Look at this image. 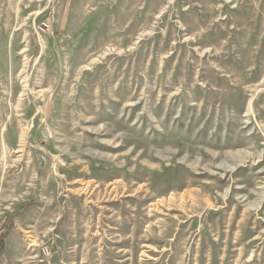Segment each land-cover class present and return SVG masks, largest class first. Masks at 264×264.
<instances>
[{"label": "rangeland", "instance_id": "rangeland-1", "mask_svg": "<svg viewBox=\"0 0 264 264\" xmlns=\"http://www.w3.org/2000/svg\"><path fill=\"white\" fill-rule=\"evenodd\" d=\"M0 264H264V0H0Z\"/></svg>", "mask_w": 264, "mask_h": 264}, {"label": "built area", "instance_id": "built-area-1", "mask_svg": "<svg viewBox=\"0 0 264 264\" xmlns=\"http://www.w3.org/2000/svg\"><path fill=\"white\" fill-rule=\"evenodd\" d=\"M45 25V24H44Z\"/></svg>", "mask_w": 264, "mask_h": 264}]
</instances>
